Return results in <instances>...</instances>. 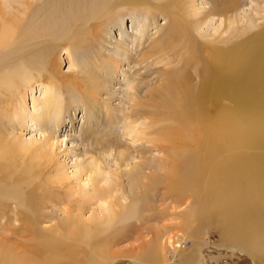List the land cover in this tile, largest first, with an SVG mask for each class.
<instances>
[{
  "label": "bare ground",
  "instance_id": "1",
  "mask_svg": "<svg viewBox=\"0 0 264 264\" xmlns=\"http://www.w3.org/2000/svg\"><path fill=\"white\" fill-rule=\"evenodd\" d=\"M208 8L204 0H19L16 8L12 0H0V141H3L0 145V179H15L18 184H13L15 188L8 190L0 186V215L5 218L4 226L12 231L3 239H10L13 230L28 229V242H25L23 253L0 245V264H109L120 255L111 252L112 241L109 242L107 235L96 237L95 233L102 229V225L112 227L114 222H123L140 214L143 194L131 196L137 193L136 188L132 186L128 193L125 184L138 172L151 182L155 181L158 172H165L167 176L162 179L167 187L165 191L168 194L173 192L175 198L159 210L161 214L179 219L175 226L182 230L172 239L176 243L173 247L174 243L169 238L163 242L164 230L156 226L152 240L135 256L167 262L168 253H171L176 260L184 248L185 231L197 220L209 221L212 216L219 215L231 224L235 222V218L231 217L240 207L239 193L231 186L232 179H226L222 171L211 169V166L207 168L205 158L210 152L206 155L203 139L193 130V125L204 117V106H201L202 101L207 100L204 87L186 88L181 93L179 86L172 82L153 85L154 79L148 78L156 74L164 75L168 71L166 67L170 62L163 66L159 63L166 61L167 45L183 37L180 34L181 22L188 24L193 36L192 43L187 40L191 54L203 52L204 44L201 43H206L210 49V53L192 57L188 62L209 72L213 69L225 72L238 59L241 50V45L230 46L234 38L241 31L256 28V16H264V5L260 0H250L240 9L236 7V0H227L218 13ZM125 12L130 14L132 30L126 28ZM246 13L251 14L247 16ZM157 15H163L165 22L159 24ZM109 22L118 27L121 37L116 39L107 57L98 60V53L92 56L94 62L93 59L90 62L94 64L93 69L96 65L92 71L89 67L92 64L86 62L88 56L75 58L80 51L79 38L81 35L96 37L93 27L103 30L110 26ZM244 23L245 26L240 28ZM152 26L155 30L151 29ZM175 36L174 40L167 42V38ZM217 42L227 44L219 45ZM61 50L67 51L75 65L74 73H77L75 79L65 86L51 69L55 55ZM248 50L256 52V67L252 71H244L243 86L233 92L238 95L240 111L230 113L235 128L239 126L236 133L243 134L249 144L255 139L256 146L264 148L258 144L264 139V30L251 37ZM73 57L77 59L75 63ZM121 76L127 79L125 87L118 90L115 84L120 82ZM34 82L48 84L36 115L42 123L51 122L60 128L69 124L73 129L76 111L82 109L86 118V126L80 130L83 138L87 135L90 138V132L101 133V130H96L99 125L98 110L105 114L106 122L109 118L113 127L116 126L118 132L113 131L110 135L102 132L101 140L95 137L84 148L92 159L80 169L89 171L83 185L74 184L60 165L55 169L54 161L58 155L49 139L38 146L34 142L14 144L11 128L19 123L16 116L21 117L20 120L25 119V91ZM207 88L212 92L217 90V86L207 85ZM213 100L214 97L210 98L211 102ZM154 102L160 104L154 106ZM154 110L160 111L156 120L147 122ZM160 120L164 122L159 124ZM126 136L130 137L132 144L127 145ZM176 140H179L178 144ZM98 143L97 152L94 146ZM159 146L165 152L157 157L150 149ZM128 148L139 154L135 156L134 163L129 161ZM148 150L150 153H143ZM113 151L114 164L106 170L101 154L111 156ZM32 156L39 158L40 163L48 168V180L62 195L61 202L50 199L48 204L55 201L58 204L67 203L63 206V216L45 219L52 214L46 211L48 205L45 203L35 208L28 202L21 184L29 179L22 178L26 171L15 162L22 157L21 162L24 163V157ZM238 169L248 170V178L255 174L258 179H251L254 185H264V158L257 162L247 160ZM31 176L36 178L33 174ZM210 178L218 180L220 186L229 190L224 195L215 192V196L210 195L211 199L204 196L199 205H188L182 209L184 207H180L179 199L184 196L188 200L189 194L194 197L199 190H206L207 187L209 190L214 185L209 183ZM134 182L139 183L135 178ZM205 198L210 200L205 201ZM4 201H14V208L10 209L9 204L3 205ZM94 201L104 208L97 212ZM170 208L173 209L171 212ZM20 209L30 216V225L24 220L20 222ZM18 221L22 223L21 227ZM53 221L56 222L49 225ZM245 243L243 240L238 244ZM242 247L252 253L248 246ZM101 249L106 254H101ZM255 260L257 264H264V249L256 253Z\"/></svg>",
  "mask_w": 264,
  "mask_h": 264
},
{
  "label": "rangeland",
  "instance_id": "2",
  "mask_svg": "<svg viewBox=\"0 0 264 264\" xmlns=\"http://www.w3.org/2000/svg\"><path fill=\"white\" fill-rule=\"evenodd\" d=\"M18 1L19 0H12L14 8L17 7ZM204 1L205 5L209 6L208 9H211V12L218 13L222 10V3L227 0ZM249 1L250 0H236V7L238 6L240 9L245 4H249ZM260 1L261 5H264V0ZM3 2H5V0H3ZM6 3L8 5L11 4V2ZM14 5H16V7ZM250 14L251 13H246L247 16ZM129 16L130 14L125 12L126 28L132 30V22ZM256 18L258 20L256 21V28L241 31L240 34L234 38L233 42L231 41L232 43L230 46L235 47L241 45V50L238 59L234 61L228 71L217 72L216 69H213L209 72L205 69H201L198 65L188 62V59L192 57H200L203 54L210 53V49L206 43H201L204 44L203 52L199 51L196 54H191L187 46V40L192 43L193 36L188 28V24L186 22H181L180 34L183 37H180V39L174 42L170 41L174 40L177 36L174 38H167V42H170V44L165 48L166 54L164 57L166 61L159 63V65L163 66L166 62H170V65L166 67L168 71L164 73V75L156 74L148 77L154 79L153 85L172 82V84L179 86L181 93H184L186 88L194 90L196 88L204 87L207 95V100L202 101L201 104V106H204V117L199 123L193 125V130L194 133L195 131L198 133L197 136H200V139H203L205 146H202L204 147L206 155L210 152L205 158V165H207V168L211 166V169L222 171V175H224L226 179H232V182H230L231 186L239 193L238 202H240V207L236 209V212L231 217V219L235 218V224L233 222L231 224L228 220L219 215L212 216L209 221L206 219L197 220L193 223L191 228H188L185 231L186 241L184 248L182 252L178 253L176 260H173L174 258H172L171 253H168L167 262H159L158 259H156V261L155 259L147 260L135 256V254L142 252L147 243L152 240L156 232V230H154L156 226H160L164 230L165 234L163 233L162 235L163 242L168 238L172 242L175 239V235L182 230L178 226H175L179 219H175L174 216L168 214H161L159 210L166 203L175 198L173 192L168 194L165 191L167 187L162 183V179L167 176L165 172H158L156 179L153 182L150 180L147 181L148 179H145L143 174L138 172L129 181L126 180L125 184L126 189H129L128 193H130L132 186L136 188L137 193L131 196L143 194L141 198L144 203L141 206L140 214H138L137 217H132L123 222H114V227H111L108 224L102 225V229L95 233L96 237H99L100 234L102 237L107 235L109 242L112 241L110 242L111 252L113 251V253L120 255L115 260L113 259L109 264H189L188 262L191 263V261H193L192 264H257L255 255L264 249V185L262 183L254 185L251 179H258L257 176L252 174L251 177L248 178V170L238 169V166L245 165L247 160L257 162L263 159L264 148H258L255 139L254 142L252 141L253 143L249 144L245 141L243 134L236 133L239 126L235 128L233 125V115L231 116L230 113L232 112V114H234L240 111L238 95H235L233 92L243 86L244 71H252L256 67L257 55L256 52L252 53L248 50V42L251 40V37L264 30V16L257 15ZM156 20L159 24H162L165 22V17L163 15H157ZM214 21L219 24L218 19H215ZM109 25V27L103 30H101L100 27L94 26L93 32L96 37H92L91 35H85L83 37V35H81V39L79 38L80 42L78 43L80 44V51L75 55V58L83 59V57L88 56L86 62L88 61V65L92 64L89 66L91 70L94 66V64L90 62L93 59L92 56L94 54L96 56L98 53L96 56L98 60L102 59L103 56L107 57L109 52H111L116 39L121 37L118 27L111 22H109ZM244 26L245 23L241 24L240 28H243ZM153 27L154 26H152L151 29L155 30ZM100 38L103 39L101 40ZM256 42L259 44L258 41ZM217 43L219 45L227 44L225 42ZM75 58L73 57L74 63L75 60H77ZM169 67H171V69H169ZM95 68L96 65L94 69ZM125 68L129 70L128 65H126ZM51 69H53V73L63 81V86H65V84L71 79L74 80V75H77V73H74L75 65L72 63V59L69 57L66 50H61L55 55ZM94 69L92 71H94ZM102 74L104 75L105 73L103 72ZM123 78L124 77L121 76L120 82L115 84V87L118 90H122L125 87L127 78ZM128 78H130V76ZM78 81L82 84L81 79H78ZM46 85L41 82H34L32 86L27 87L25 91V108L23 109L25 119L20 120L21 117L16 116L15 118L19 123L13 128H11V125H8L13 134L12 137L14 138L13 141H15L14 144L16 145L17 143L21 144L27 142L30 144L35 143V145L38 146L42 142H45L46 139H49L50 143L54 144L58 155L57 159L54 161L55 169L59 168L60 165L62 170L71 176V181H73L74 184L83 185V182L86 181L89 175V171L88 169L80 171V169L85 168L92 159L90 154H88L84 148H87V144L92 143L95 137L101 140L103 138L102 132H104L105 135H110L113 131H118L116 126L113 127V123H111L109 118L108 122H106L104 118L105 114L100 110L97 111V115H99V125L96 130H101V133L93 134L94 132H90V138L88 135L83 138L80 134L81 128L86 126V118L82 109L76 111V125L73 129L69 124L64 126V128H60L51 122L46 124L42 123L37 119L36 115L41 106L39 102L43 101L47 93ZM207 85L210 87L217 86V90L212 92L208 90ZM66 96H68V94ZM212 97H214V100L211 102L210 98ZM117 102H119V100H117ZM147 102L148 107H150V102ZM159 104V102H154V106H158ZM158 113H160V111L154 110L146 121H155ZM229 114L230 117H228ZM162 122H164V120H160L159 124ZM107 123L108 126L105 127ZM72 137L75 138L73 139ZM126 139L127 145L132 144L130 137L126 136ZM179 140L182 142L181 139ZM179 140H176L175 143L178 144ZM2 144L3 141H0V145ZM150 144H152V142L146 143V145ZM258 144L264 147V139H261ZM99 146V143L94 146L97 152ZM12 148H14V146ZM150 150L152 154L157 157L162 156L165 152L161 146ZM143 153L148 154L150 151L148 150ZM127 154L131 163H134L137 159L136 157L139 156L138 152L134 151L133 148H128ZM101 156L105 160L103 161V167L106 170H109L108 167L113 165L115 161L114 151L111 156H109L108 153L103 154V152ZM24 158V163L21 162L23 159L22 157L17 158L15 163L17 166L22 167L28 172H24V177L22 176V178H27L29 180H27V183L21 184L26 192L28 202L35 208L42 205L44 206L46 203L48 205L46 211H51L52 214L46 216L45 219H48L51 216H63V206L65 207L67 203L58 204L57 201H55L54 203L48 204V200L50 201V199H57L58 202H61L62 196L60 195V192L54 189L55 186L50 183L51 180H48V168L44 167L40 163L39 158H36L35 156ZM31 174L35 175L36 178L32 179ZM28 175L30 177H28ZM134 178L137 179L139 183H135ZM209 183H214L209 190L208 187L206 190H199L195 193L194 197H190L191 194H189L188 200L182 196L178 202L179 204L181 203L180 207L182 208L183 206L184 208L182 209H186V206L188 205L189 207L197 206L204 201V196L211 199L210 195L215 196V192L218 195H224L229 190L227 187L220 186L218 180L210 178ZM13 184L18 185L17 182H15V179H7L4 177L0 179V186L6 190H8V188H15ZM143 186H146L147 188H144ZM208 200L205 198V201ZM186 201H188L187 204ZM8 204L10 205V209H13L15 206L14 201L3 202V205L5 206ZM101 205L98 201L93 202V206L96 207L97 212L101 210V207L104 208ZM172 210L173 209L170 208L169 212ZM19 217L20 220L22 219L20 222L24 220L23 222L29 224L30 216L28 214L21 210ZM4 219L5 218L0 215V238H2L0 245H4L6 248L10 249V251L14 250L23 253L26 244L25 242H28V234L26 233L28 229L21 228L15 232L13 230V234H11L10 239H8L9 241L4 240L3 238L7 237L6 234L12 232L7 226H4ZM54 222L56 221L49 222V225H52ZM17 223L21 227L22 223H19V221ZM227 224L231 225L227 226ZM163 226L167 227L164 228ZM104 229L105 231H103ZM243 240L246 241L245 244H238ZM172 243H174L172 246L176 247L175 241ZM242 246H248L252 250V253L245 251ZM102 250L103 249L100 250V253L106 254L105 252L102 253ZM34 251H36V249L33 250V252Z\"/></svg>",
  "mask_w": 264,
  "mask_h": 264
}]
</instances>
